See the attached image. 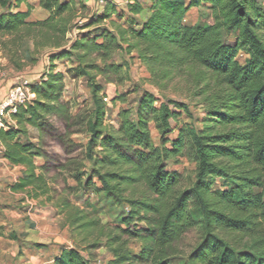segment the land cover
Returning <instances> with one entry per match:
<instances>
[{
	"label": "trees",
	"instance_id": "16d2710c",
	"mask_svg": "<svg viewBox=\"0 0 264 264\" xmlns=\"http://www.w3.org/2000/svg\"><path fill=\"white\" fill-rule=\"evenodd\" d=\"M127 1L133 16L128 20L135 25L128 35L139 49V58L153 74L164 77L169 69L195 61L208 79L215 77L212 88L207 84L208 98L219 114L218 122L230 129L206 137L193 128H180L170 139L177 130L172 121L186 106L171 100L157 107L151 93L140 97L134 118L120 115L118 127L107 125V99L96 79L100 75L114 82L122 75L123 67L110 62L118 48L115 35L106 31L86 35L67 49L68 22L55 17L69 10L67 2L40 0L52 15L32 22L30 10L19 9L29 0H0V47L15 67L22 69L18 59L23 46L30 52L31 42L38 48L44 41L43 47L52 48L51 62L75 56L77 65L67 74L87 78L92 90V109L81 116L62 100L65 75L55 72L54 65L30 83L35 98L18 109L14 127L0 130L4 158L23 167L12 189L34 199H55L57 190L49 185L46 172L57 163L50 149V140H57L71 155L64 165L57 163L58 170L69 171L84 191L95 189L126 210L120 219L125 228L118 227L114 239L124 243L113 249L111 264H172L183 254L180 246L192 230L203 234L188 256L190 264H264V9L253 0H151L148 18L136 23L135 17L147 9L139 0ZM205 2H211L214 10L221 8L224 22L186 26L189 11ZM109 18L107 12L99 20ZM223 29L233 34V40L222 35ZM240 52L248 57L244 65L236 60ZM151 123L160 137L158 147L153 144ZM81 133L88 136L86 145L71 138ZM181 158L196 166L195 181L188 189L181 175L169 171L168 163ZM216 179L230 180L232 186L215 191ZM95 180L100 186L94 185ZM255 188L263 192L255 194ZM69 190L73 188L59 193L58 203L68 224L94 225L95 221L85 223L84 210L70 203ZM131 241L140 243L138 254L127 249L125 242ZM53 264L91 262L83 252L63 248Z\"/></svg>",
	"mask_w": 264,
	"mask_h": 264
},
{
	"label": "rangeland",
	"instance_id": "374dc122",
	"mask_svg": "<svg viewBox=\"0 0 264 264\" xmlns=\"http://www.w3.org/2000/svg\"><path fill=\"white\" fill-rule=\"evenodd\" d=\"M67 2L69 10L60 16H55L56 20L64 18L70 31L67 35L66 48L77 39L88 35H101L109 32L117 38V46L113 50L110 62L123 67L122 75L115 76L114 82L107 81L103 76H98L96 81L103 86L104 94L108 104V115L106 124L118 127L120 124V115H126L125 118L135 117V107L142 95L145 93L153 94L156 99V106L168 101H176L186 106L185 110L179 111V118L172 121V126L176 132L170 139L176 138L180 128L195 129L201 135L206 137L223 135L230 129L229 125L220 123L219 114H217L213 101L208 98V86L215 85V77L207 78L206 73L201 71L195 61H191L180 67L169 69L167 76L162 73L153 74L149 66L139 58V49L128 35V30L135 25L129 18L133 16L127 10V0H59ZM145 7L146 11L140 16H136V23L143 22L150 14L151 0H139ZM259 7L264 9V0H253ZM21 11L30 10L31 17L29 21H45L51 17L52 13L43 9L40 0H29L28 3L22 4L19 8ZM110 14V18L100 21L99 18L105 13ZM224 19L221 15V8L213 9L211 2L201 3L192 8L186 16L185 25H207L222 23ZM137 29V28H136ZM222 35L229 40H233V34H228L226 29L222 30ZM102 41L99 39V42ZM44 41L40 42L38 48L31 42L29 51L23 46L22 54L18 63L22 69L14 66L8 52L0 47V84L7 78L17 80V84L30 85L34 80L40 79L45 73H49L55 67V72H63L65 75V89L62 100L71 107L74 114L81 116L87 114L92 109V90L89 86L88 79L85 77L72 78L67 74V70L77 65L75 56L65 58L61 61L51 62L48 52L51 47H43ZM25 52V53H24ZM237 63L244 65L248 60L244 52L237 56ZM98 64L102 65L100 61ZM29 87V86H28ZM211 93V92H210ZM55 123L59 120L54 119ZM151 125L152 138L154 146L161 145L160 137L154 124ZM78 128H74L77 130ZM74 143L86 145L87 134H75L72 137ZM51 153L56 157L58 165H64L71 157L67 153L66 147H63L57 140H50ZM79 155V150H78ZM82 159V155H80ZM39 165H43L41 158L37 159ZM56 164H52L50 170L46 172V178L51 187L57 190L54 193L55 199L49 201L47 196H41L38 199L31 198L27 193L15 191L12 186L16 183L13 177L16 175L15 169H5L0 166V225H31L34 233L31 237L35 241H40L46 248L60 246L64 248L77 249L87 257L91 264H111L114 260L113 249L119 247L114 239L118 233L121 216L125 209L114 203L103 193L84 191L82 186L73 180L70 172L58 170ZM169 171L181 175L183 187L191 188L195 181V164L181 158L178 163L171 160L168 163ZM87 171L91 165L86 162ZM44 175L40 172L39 175ZM56 179V181H54ZM95 186H100L98 180H95ZM232 186L230 180L216 179L213 190L226 191ZM69 188L68 200L73 206L84 210L87 221H95L93 225H86L81 228L82 224L69 225L66 211L63 212L61 206H58L59 196L62 191ZM76 189V190H75ZM255 194L262 193V189L255 188ZM59 194V195H58ZM264 195V193H263ZM202 231H189L184 238L180 248L182 255L176 256L172 264H190L188 256L197 246L202 236ZM127 249L135 254L141 250L140 243L136 241L125 242ZM249 244L248 241L245 242ZM61 249V248H60Z\"/></svg>",
	"mask_w": 264,
	"mask_h": 264
},
{
	"label": "crops",
	"instance_id": "0c3cea01",
	"mask_svg": "<svg viewBox=\"0 0 264 264\" xmlns=\"http://www.w3.org/2000/svg\"><path fill=\"white\" fill-rule=\"evenodd\" d=\"M17 80L7 78L0 84V99H4ZM1 145V143H0ZM0 166L3 155L0 153ZM14 181L22 176L23 167H15ZM3 185L2 181L0 186ZM31 225H0V264H53L64 246L46 248L40 241L32 239ZM61 248V249H60Z\"/></svg>",
	"mask_w": 264,
	"mask_h": 264
},
{
	"label": "built area",
	"instance_id": "2783aa9c",
	"mask_svg": "<svg viewBox=\"0 0 264 264\" xmlns=\"http://www.w3.org/2000/svg\"><path fill=\"white\" fill-rule=\"evenodd\" d=\"M25 84H15L5 96L4 99H0V130H8L10 127H14L16 122L13 116L17 113L18 109L22 106L28 105L34 98L35 94L32 93L30 86ZM1 143V141H0ZM5 147L1 143L0 153L3 155V167L5 169L15 168L16 166L4 158Z\"/></svg>",
	"mask_w": 264,
	"mask_h": 264
}]
</instances>
